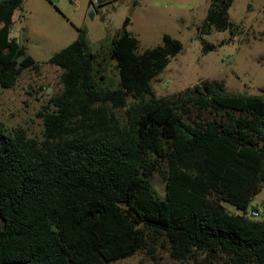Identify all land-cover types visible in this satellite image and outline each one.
I'll use <instances>...</instances> for the list:
<instances>
[{
	"label": "trees",
	"instance_id": "trees-1",
	"mask_svg": "<svg viewBox=\"0 0 264 264\" xmlns=\"http://www.w3.org/2000/svg\"><path fill=\"white\" fill-rule=\"evenodd\" d=\"M21 1L0 0L3 88L40 68L23 45L1 41ZM231 3L210 0L203 28L231 26ZM162 39L139 52L118 32L107 51L118 87H102L99 54L77 27L46 61L61 69V89L38 113L41 136L0 122V264H103L160 241L191 264H264V219L246 216L264 183V94L205 79L157 97L151 80L182 48ZM251 209L264 216V201Z\"/></svg>",
	"mask_w": 264,
	"mask_h": 264
},
{
	"label": "rangeland",
	"instance_id": "rangeland-1",
	"mask_svg": "<svg viewBox=\"0 0 264 264\" xmlns=\"http://www.w3.org/2000/svg\"><path fill=\"white\" fill-rule=\"evenodd\" d=\"M210 0H22L2 42L19 43L39 64L25 69L11 88L0 86V122L8 129L24 126L30 136H41L39 111L61 89V69L47 59L84 28L92 50L99 54L100 86L118 87L119 74L109 57L111 39L126 30L138 39V51L163 43V35L178 39L181 50L151 80L157 97L169 96L202 80L223 82L228 94H264V0H232L228 9L232 25L225 29L203 28ZM126 23L125 26L123 24ZM4 24H0V29ZM214 45L204 50L203 42ZM161 198L166 180L160 173L150 177ZM264 183L251 199L262 206ZM229 212L242 213L223 202ZM103 264H191L174 259L167 245L157 243L154 252L133 255Z\"/></svg>",
	"mask_w": 264,
	"mask_h": 264
},
{
	"label": "built area",
	"instance_id": "built-area-1",
	"mask_svg": "<svg viewBox=\"0 0 264 264\" xmlns=\"http://www.w3.org/2000/svg\"><path fill=\"white\" fill-rule=\"evenodd\" d=\"M74 1V0H70ZM91 2L89 5L91 7L95 6L98 0H90ZM246 216L252 218V219H264L263 212L261 209H250L247 211Z\"/></svg>",
	"mask_w": 264,
	"mask_h": 264
},
{
	"label": "water",
	"instance_id": "water-1",
	"mask_svg": "<svg viewBox=\"0 0 264 264\" xmlns=\"http://www.w3.org/2000/svg\"><path fill=\"white\" fill-rule=\"evenodd\" d=\"M126 23H127V21L123 24V26H125L126 25Z\"/></svg>",
	"mask_w": 264,
	"mask_h": 264
},
{
	"label": "crops",
	"instance_id": "crops-1",
	"mask_svg": "<svg viewBox=\"0 0 264 264\" xmlns=\"http://www.w3.org/2000/svg\"><path fill=\"white\" fill-rule=\"evenodd\" d=\"M87 32V31H86ZM88 36V35H87ZM89 39V38H88Z\"/></svg>",
	"mask_w": 264,
	"mask_h": 264
}]
</instances>
